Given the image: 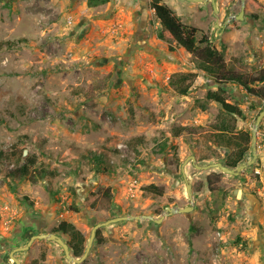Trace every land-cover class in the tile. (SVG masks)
Masks as SVG:
<instances>
[{"label":"rangeland","instance_id":"1","mask_svg":"<svg viewBox=\"0 0 264 264\" xmlns=\"http://www.w3.org/2000/svg\"><path fill=\"white\" fill-rule=\"evenodd\" d=\"M150 1L109 0L89 8L86 0H0V42L6 43L0 50V150L16 147L37 157V169L55 173L36 183L0 174V264H15L9 253L27 243L29 232L52 233L61 221L88 240L95 223L158 218L166 206L184 205L193 206L182 214L190 220L195 207L200 212L184 231L198 227L202 248L211 237L200 264H264V167L258 159L238 176L211 175V186L225 193L221 200L211 197L207 181L219 169L200 171L191 161L185 166L192 199L181 173L190 156L199 165L223 163L235 148L216 134L220 121H235L206 101L208 91L225 88L228 102L244 111L237 129L251 130L263 103L240 86L218 82L199 69L196 56L158 39ZM214 1L216 12L211 0H163L210 38L227 70L255 75L264 68V0H245L242 20L235 18L241 0ZM179 73L196 74L186 96L170 84ZM263 122L257 153L264 149ZM5 167L13 164L0 161ZM152 183L162 195L143 194ZM179 219L104 226L80 264H179L162 239ZM15 256L20 264H74L48 240Z\"/></svg>","mask_w":264,"mask_h":264},{"label":"trees","instance_id":"2","mask_svg":"<svg viewBox=\"0 0 264 264\" xmlns=\"http://www.w3.org/2000/svg\"><path fill=\"white\" fill-rule=\"evenodd\" d=\"M109 2V0H86L89 8H96ZM149 7L153 10L155 17L160 25V30L157 33V38L165 42H173L177 46L183 48L186 52L196 56L199 60L198 67L206 74L215 77L218 82L222 84H235L240 86L244 93L253 99L262 101V108L264 109V68L256 70L255 75H241L234 74L225 67L224 54L212 45L210 38L205 35L197 27L184 23L179 15L163 0H151ZM200 36V37H199ZM6 45L5 42H0V50ZM203 45V47H200ZM173 50V49H172ZM196 77L193 73H179L171 78V86L181 96L188 95L192 83ZM226 90L219 87L215 91H208L205 99L206 101L215 102L221 106L224 113L229 115L235 122L220 121L217 125L218 137L225 138L226 144L234 146L233 153L223 162L229 168H237L240 164L247 161L248 154L251 152L252 134L249 129H237L235 125L236 118L245 119L244 111L235 103L228 102ZM204 108V107H203ZM262 127V125L260 126ZM6 160L13 164L12 168L5 167L0 169V174L13 180L28 179L36 183L38 179H43L45 176H54V172L45 171V169H37V157L24 153V151L12 148L6 152L0 150V161ZM250 167L244 171H249ZM107 171L106 167L103 168ZM216 172V171H215ZM218 176L221 173H211L208 175L207 181L210 184L209 192L212 198L222 199L225 195L219 188L211 186V175ZM143 194L162 195V190L155 184H149L142 188ZM89 206V205H88ZM52 232L67 235V241L71 252L75 257H81L86 247V237L79 231L74 224L67 221H61ZM100 229L97 231L99 236ZM99 241V239L97 238Z\"/></svg>","mask_w":264,"mask_h":264},{"label":"water","instance_id":"3","mask_svg":"<svg viewBox=\"0 0 264 264\" xmlns=\"http://www.w3.org/2000/svg\"><path fill=\"white\" fill-rule=\"evenodd\" d=\"M197 1H201V0H197ZM211 2L213 5V9L216 12L217 8H216L215 1L211 0ZM244 2H245V0H241V10H240L239 14L235 17L237 20H242L244 18ZM263 119H264V109H262L257 114L255 122L253 124L252 129H251V134H252L251 155H252V157L247 162L240 164L237 168H235V169L229 168V167L225 166L222 162H213V163H209L206 165H199L197 163L195 156H190L187 159H185V161L181 164V173H182V176H183L185 183H186L187 195L190 199H192V185L190 183H188V181L186 179L185 166L191 161L192 165L200 171H208L210 169L217 168L222 173H225L228 175H233V176H238L242 171L250 168L256 162V159L258 157V153H257V130H258ZM192 210H193V206H191V205L185 206L182 208H179L176 206L175 207L166 206L165 212L158 218H155V217L149 216V215L121 216V217H114L111 219H107L106 221H103V222L95 223L92 225L90 236L86 242V247H85L84 253L82 254L81 257L73 256V254L70 252V248H69V245L67 244V242H65L63 237H61L58 234H55V233L32 234V235H30L29 240L27 241V243L24 246L16 247L10 251L9 258L12 259L15 264H20L19 259L15 256L16 253L22 252V251H27L30 248V246L37 240H48V241H54L58 245L61 246V248L63 249L64 255H65V258L69 262H72L74 264H80L88 256V254H89V252L93 246V243L95 241L97 230L104 227V226H107V225H110L112 223H116L119 221H126V220H149V221H154L155 223L158 224L162 221L163 218H165L167 216H171V215L177 214V213L178 214H187V213H190Z\"/></svg>","mask_w":264,"mask_h":264},{"label":"crops","instance_id":"4","mask_svg":"<svg viewBox=\"0 0 264 264\" xmlns=\"http://www.w3.org/2000/svg\"><path fill=\"white\" fill-rule=\"evenodd\" d=\"M258 104H262L261 102H258ZM262 108V106L259 107V110ZM263 131H264V122H263ZM262 135H264V133H262ZM259 139L260 135H259ZM258 143V142H257ZM258 164H261L264 167V149L263 151H261L260 149L258 150ZM211 161L208 160L207 163H210ZM210 170H214L216 171L217 169H210ZM238 178V177H237ZM237 191H235L236 193ZM240 193V195H238V201H242V197L245 196L244 194V189L241 191H238ZM249 197H251L249 195ZM251 198H248V200ZM254 200V199H253ZM186 205L182 206L185 207ZM180 208V206H178ZM195 215L192 217V220H190L191 216H187V215H182V214H173L171 216L174 217H179V225L177 226V228L173 231H171V233H167V232H163V236L162 239L164 240L165 244L168 245H172L173 247V252L169 253L171 255H174L175 257H177L179 264H200L203 261V256L206 255L208 252H206L208 250V248L211 246V237L208 236L209 238H206L205 241H207L206 243V247L202 248L198 245L197 243V239L199 237L200 234H202L203 232L199 231V228L197 227V229L195 228H191L192 231L187 232L184 231V226L187 225L191 226V225H195V221L198 220L199 216H197L200 212L198 210V207H195ZM169 217V216H167ZM163 218L162 222L164 223L165 219L167 218ZM200 219V218H199ZM205 262V261H203Z\"/></svg>","mask_w":264,"mask_h":264},{"label":"flooded vegetation","instance_id":"5","mask_svg":"<svg viewBox=\"0 0 264 264\" xmlns=\"http://www.w3.org/2000/svg\"><path fill=\"white\" fill-rule=\"evenodd\" d=\"M101 229V228H100ZM99 230V229H98ZM97 230V231H98ZM29 233H31V235H32V232H29ZM52 233H54V232H52ZM41 234V233H40ZM55 234H57V233H55ZM58 235H60L61 237H62V235L61 234H58ZM30 238V237H29ZM97 232H96V237H95V241L94 242H97L98 240H97ZM29 240V239H28ZM68 244V243H67ZM94 244V243H93ZM70 248V247H69ZM70 250H71V248H70ZM72 251V250H71Z\"/></svg>","mask_w":264,"mask_h":264},{"label":"built area","instance_id":"6","mask_svg":"<svg viewBox=\"0 0 264 264\" xmlns=\"http://www.w3.org/2000/svg\"><path fill=\"white\" fill-rule=\"evenodd\" d=\"M256 173H259V171H258V170H256Z\"/></svg>","mask_w":264,"mask_h":264}]
</instances>
